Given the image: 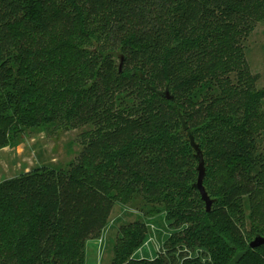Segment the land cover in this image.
<instances>
[{
    "label": "trees",
    "instance_id": "trees-1",
    "mask_svg": "<svg viewBox=\"0 0 264 264\" xmlns=\"http://www.w3.org/2000/svg\"><path fill=\"white\" fill-rule=\"evenodd\" d=\"M261 21L264 0H0V149L91 128L68 168L0 183V264H85L116 202L138 197L178 230L136 260L146 225L123 226L113 264H264L241 238L246 198L264 237V87L244 46Z\"/></svg>",
    "mask_w": 264,
    "mask_h": 264
},
{
    "label": "rangeland",
    "instance_id": "rangeland-1",
    "mask_svg": "<svg viewBox=\"0 0 264 264\" xmlns=\"http://www.w3.org/2000/svg\"><path fill=\"white\" fill-rule=\"evenodd\" d=\"M246 57L251 72L258 75V87H264V21L257 24L252 34L245 41ZM16 68V67H15ZM29 74L30 81H34V75ZM264 111V109H263ZM91 130L89 126L80 127L64 132L59 129L35 128L27 129L20 136L18 142L0 149V183L30 172L38 167L48 166L56 169L68 168L83 149L82 136ZM258 145L264 155V130L260 132ZM254 209L257 203L244 201L242 210L245 227L241 228V238L253 241L248 231L253 226L251 204ZM140 221L146 225V239L143 245L132 255V259L154 260L167 252L166 243L178 229L172 227L167 220V212L163 206L145 204L140 197L130 202L118 201L113 213L97 239H91L85 244V264H113L114 249L119 240L123 238L121 228ZM259 226V223H254ZM240 244V237L234 240ZM187 252L190 257L202 256L204 249L191 250L184 248L178 250Z\"/></svg>",
    "mask_w": 264,
    "mask_h": 264
},
{
    "label": "water",
    "instance_id": "water-1",
    "mask_svg": "<svg viewBox=\"0 0 264 264\" xmlns=\"http://www.w3.org/2000/svg\"><path fill=\"white\" fill-rule=\"evenodd\" d=\"M204 177H205V167H204V161L202 156L200 155V166H199V178L196 184V188L199 191L202 200L204 201L206 205L207 212H210L212 210L213 201L209 197L205 187H204ZM250 248L251 249H257L262 246H264V237L258 236L253 241L250 242Z\"/></svg>",
    "mask_w": 264,
    "mask_h": 264
}]
</instances>
